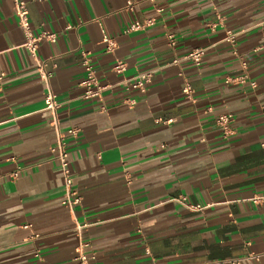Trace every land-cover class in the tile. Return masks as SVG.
Returning <instances> with one entry per match:
<instances>
[{
    "label": "crops",
    "instance_id": "crops-1",
    "mask_svg": "<svg viewBox=\"0 0 264 264\" xmlns=\"http://www.w3.org/2000/svg\"><path fill=\"white\" fill-rule=\"evenodd\" d=\"M25 3L33 34H56L37 57L58 107L52 123L12 0H0V264H74L80 242L89 264H264V200H252L264 194V0ZM198 47L199 65L173 62ZM85 58L108 85L102 99L82 96ZM145 70L143 90L122 82ZM57 133L80 197L71 207Z\"/></svg>",
    "mask_w": 264,
    "mask_h": 264
},
{
    "label": "built area",
    "instance_id": "built-area-1",
    "mask_svg": "<svg viewBox=\"0 0 264 264\" xmlns=\"http://www.w3.org/2000/svg\"><path fill=\"white\" fill-rule=\"evenodd\" d=\"M14 12L18 19V24L23 32L24 35V42L23 46L27 49L29 54L31 55L34 64L36 65L37 70L40 73V77L44 80L45 86L47 87V94L44 98L45 106L44 108L50 112L52 115V123H55V115H56V109L58 107L57 101L54 99L53 94L51 93L49 89V83L48 79L51 76L49 71L45 70L46 62L44 60H40L37 57V48L38 44L41 40H48V41H55L56 34L49 31H42L38 35L33 34L29 19L28 10L26 7L25 0H12ZM127 4L129 7H131L132 2L127 1ZM153 18H146L143 21L135 20L133 21L128 27L125 28V32L129 31H135L138 29H141L146 26H151L153 24ZM234 33L227 32L226 38L230 41H234ZM168 41L171 46L175 45V38L172 34H168ZM102 42L106 44V49L108 51H113L116 47V41L114 38L109 37L107 34L102 35ZM205 48L198 47L194 48L191 51H189L187 54L183 55L180 58H176L173 60L174 63L180 62L181 60H190L194 64L199 65L202 59V56L204 54ZM83 66L85 71V76L83 80L80 82L81 86L84 88V91L82 93V96L85 98L90 97H97L99 99H102V92L108 87L106 84H101L97 78L96 71L91 63V61L88 58H85L83 60ZM113 71L116 73H122L126 69V64L122 60H116L112 65ZM153 75L152 70H145L140 71L133 75L132 77L123 80L122 82L126 84V87L128 89H138L143 90L145 85L151 80ZM246 76H240L237 78V80L243 82L244 78ZM252 86H255V83L252 82ZM182 92L186 95V97L191 98L192 96V88L187 83L182 89ZM131 103L132 101H128ZM233 121V114L231 112H225L221 113L216 116L215 123L222 127L224 134L231 133L230 126ZM68 134L75 135L76 129L70 128L67 130ZM164 146L163 144L161 145ZM263 149H264V145ZM50 151L54 152L56 159L58 160L62 174L64 179V185L66 189V198L64 199L63 203L69 207L80 203V197L78 196L76 190L72 189V177H71V170L69 167V157L68 152L66 150V144L64 141V135L57 133L56 139L54 145L50 147ZM18 176V169L16 171H13L11 173V177L16 178ZM181 202L185 203L184 197H181L179 199ZM252 200L257 202L260 200H264V194L263 195H255L252 197ZM187 208L190 209H198L200 208L199 205H191L186 204ZM87 244L84 242H80L77 247V253L75 256V262L74 264H89V257L85 252Z\"/></svg>",
    "mask_w": 264,
    "mask_h": 264
}]
</instances>
